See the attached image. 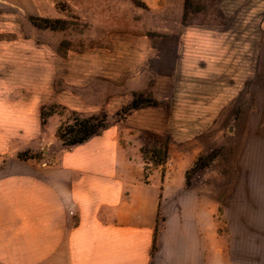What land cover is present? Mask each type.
<instances>
[{"label": "rangeland", "instance_id": "374dc122", "mask_svg": "<svg viewBox=\"0 0 264 264\" xmlns=\"http://www.w3.org/2000/svg\"><path fill=\"white\" fill-rule=\"evenodd\" d=\"M102 140L127 188L157 185L159 225L192 192L223 262L264 264V0H0L4 160L85 164Z\"/></svg>", "mask_w": 264, "mask_h": 264}, {"label": "crops", "instance_id": "0c3cea01", "mask_svg": "<svg viewBox=\"0 0 264 264\" xmlns=\"http://www.w3.org/2000/svg\"><path fill=\"white\" fill-rule=\"evenodd\" d=\"M92 147L85 164L73 156L52 165L4 160L0 152V264H225L192 192H165L159 225L157 185L127 188L108 143ZM250 258L244 264L256 263Z\"/></svg>", "mask_w": 264, "mask_h": 264}, {"label": "trees", "instance_id": "16d2710c", "mask_svg": "<svg viewBox=\"0 0 264 264\" xmlns=\"http://www.w3.org/2000/svg\"><path fill=\"white\" fill-rule=\"evenodd\" d=\"M68 129L70 130L68 131L69 135H72V138L69 140V145L80 143L98 131L97 126L90 123L88 119L81 120L77 124L69 125Z\"/></svg>", "mask_w": 264, "mask_h": 264}]
</instances>
